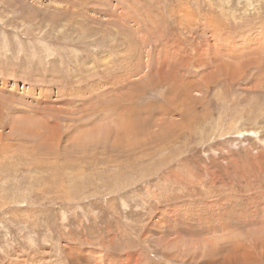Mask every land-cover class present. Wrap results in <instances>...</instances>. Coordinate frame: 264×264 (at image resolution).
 Instances as JSON below:
<instances>
[{
  "label": "rangeland",
  "instance_id": "obj_1",
  "mask_svg": "<svg viewBox=\"0 0 264 264\" xmlns=\"http://www.w3.org/2000/svg\"><path fill=\"white\" fill-rule=\"evenodd\" d=\"M0 264H264V0H0Z\"/></svg>",
  "mask_w": 264,
  "mask_h": 264
},
{
  "label": "bare ground",
  "instance_id": "obj_2",
  "mask_svg": "<svg viewBox=\"0 0 264 264\" xmlns=\"http://www.w3.org/2000/svg\"><path fill=\"white\" fill-rule=\"evenodd\" d=\"M226 52V51H225ZM106 106V105H105ZM49 127V126H48ZM130 127V126H129ZM137 130V129H136Z\"/></svg>",
  "mask_w": 264,
  "mask_h": 264
}]
</instances>
